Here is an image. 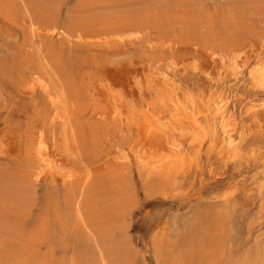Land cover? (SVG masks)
<instances>
[{"label":"rangeland","instance_id":"rangeland-1","mask_svg":"<svg viewBox=\"0 0 264 264\" xmlns=\"http://www.w3.org/2000/svg\"><path fill=\"white\" fill-rule=\"evenodd\" d=\"M9 1L0 0V264H264V187L256 191L264 175V113L257 119L261 130L252 129L243 142L242 163L226 161L216 151L208 153L206 143L197 167L181 172L173 184V179L137 175L131 163L115 159V148L138 143L160 149L166 139L145 136L140 128L114 123L108 115L96 113L98 107L90 89L95 86L102 90L100 83L107 81L111 87H119L123 102L139 103L135 77L151 78L156 65L172 63L175 71L182 73L184 65L195 63L199 69L196 78L189 72L183 76L200 84L195 87L204 92L208 85L204 73L213 71V76L220 69L219 53L245 51L239 53L240 59H249V65L264 56V0H156V4L155 0ZM127 31L136 32L133 39L123 37L121 43L114 40L113 35ZM212 52L218 53L214 59ZM40 74L49 78L55 89L61 86L68 95L78 96H69L71 101H79H72L76 109H72L75 120H71L79 130L76 141H70L69 156L59 153L64 148L62 125L60 120L50 121L45 93L37 89L28 95L25 91L26 82ZM244 85L237 86L238 93L245 87L243 103L233 97L229 107L241 119L238 125L253 128L244 115V103L254 97ZM103 90L100 92L105 94ZM259 93L255 98H264V92ZM77 105L84 110L80 112ZM31 126L48 146L42 155L47 153L46 157L62 164L74 163L79 172L76 181L64 184L48 173L34 181L37 159L26 155ZM72 146L74 152L70 151ZM252 146L258 150L250 159L247 155ZM247 171L252 174L250 179ZM226 186L234 187L235 193L232 199L221 201L216 195Z\"/></svg>","mask_w":264,"mask_h":264},{"label":"bare ground","instance_id":"bare-ground-1","mask_svg":"<svg viewBox=\"0 0 264 264\" xmlns=\"http://www.w3.org/2000/svg\"><path fill=\"white\" fill-rule=\"evenodd\" d=\"M9 1V0H8ZM13 1V0H12ZM168 1V0H167ZM6 2V1H5ZM10 2V1H9ZM59 2V1H56ZM186 2V1H185ZM189 3V2H188ZM6 4V3H5ZM4 4V5H5ZM9 4V3H8ZM52 4V3H51ZM63 4V3H62ZM156 4V0H155ZM186 4V3H185ZM3 5V6H4ZM68 5V4H67ZM170 5V4H168ZM188 5V4H187ZM192 5V4H191ZM9 8V5H7ZM74 6V4H73ZM13 7V6H11ZM76 7V6H75ZM189 8V7H188ZM60 11V10H59ZM58 11V12H59ZM4 12V11H2ZM188 12V11H187ZM191 12V11H189ZM188 12V13H189ZM252 12V11H251ZM209 14V13H208ZM4 15V14H3ZM195 15V14H194ZM5 16V15H4ZM173 16V15H172ZM7 18V15L5 16ZM5 18V19H6ZM160 18V17H159ZM166 18V17H165ZM160 20V19H159ZM174 20V19H173ZM22 21V19H21ZM20 21V22H21ZM165 21V20H164ZM167 21V20H166ZM183 21V20H182ZM230 21V20H229ZM169 23V21H167ZM174 22V21H172ZM176 23V22H175ZM188 23V22H187ZM186 23V24H187ZM26 24V23H25ZM179 24V23H178ZM184 24V25H186ZM35 25V24H33ZM39 25V24H38ZM227 25V24H226ZM225 25V26H226ZM200 26V24H199ZM173 27V25H172ZM171 27V28H172ZM176 27V26H175ZM189 27V26H187ZM216 27V26H215ZM43 28V27H42ZM164 28V27H163ZM226 28V27H225ZM230 28V27H229ZM173 29V28H172ZM38 30V29H37ZM262 30V29H261ZM169 31V30H168ZM167 31V33H168ZM190 31V30H189ZM235 31V30H234ZM102 32V31H101ZM36 33V32H35ZM61 33V32H60ZM120 33V32H119ZM116 34V33H115ZM136 32L134 31H127L126 33H120L114 36V40L117 43H121L123 37H129L132 38L135 36ZM138 34L139 31H138ZM229 34V33H228ZM33 35V34H32ZM48 35V34H47ZM111 35V34H110ZM141 35V34H140ZM168 35V34H167ZM173 35V34H172ZM53 36V34H52ZM103 36V35H101ZM79 38V34L76 37ZM75 38V39H76ZM110 38V37H109ZM99 40L98 38H96ZM133 39V38H132ZM140 39V38H139ZM29 40V38H27ZM124 40V39H123ZM127 40V39H126ZM138 40V39H137ZM81 41V40H79ZM100 41V40H99ZM128 41V40H127ZM30 42V41H29ZM78 42V40H77ZM124 42V41H123ZM31 43V42H30ZM37 44V43H36ZM168 44V43H166ZM151 46V44H149ZM208 45V44H207ZM262 45V44H261ZM197 46V45H196ZM38 47V46H37ZM166 47V45L164 46ZM263 47V46H262ZM151 48V47H150ZM29 49V48H28ZM162 49V48H161ZM259 49V48H258ZM155 50V49H154ZM261 50V49H260ZM37 51V50H36ZM34 52V51H33ZM245 52V51H242ZM239 52V53H242ZM257 52V51H255ZM237 52H228V53H215L212 52L211 56L214 59L213 56L217 55L218 63L220 69L218 71L216 70L215 74L213 76H210V73H204L205 78L208 81L207 89L202 92L200 91L196 85L191 82H188L189 80L187 77L185 78L184 73L189 72L191 75L196 74V72L199 70L195 63H191L189 65H184L183 72L177 73L175 69L177 67H173L172 63H166L165 65H156L154 68V71L152 72V77L150 78H144V77H135L134 78V85L137 89V93L139 95V103H135L132 100H127L126 102H123V95L119 87H111L107 81L106 83L101 84L99 87H102V90L105 92V94H102L100 91L101 89L92 86L90 89L93 91V95H95V100L97 104V111L102 116L108 115L110 118V121H113L114 123H124L130 128H140L145 136H163L166 139L165 147H162L160 149L154 148L156 145H154L153 148H145L141 147L140 145L137 146L135 144H129L127 147H118L115 148V159L119 162L129 164L131 163L135 168L137 172H140L144 175L145 178L149 177H155L163 180H169L174 179L183 171L190 172L193 167H197L200 153L202 151L203 146L207 143L206 150L208 153L212 151H216L218 154H222L226 161L234 162L238 160L240 161L241 157L243 156L242 151V145L244 140L252 129H255L256 131H260L262 124L257 119L259 116L264 113V98H255L259 92H264V56L258 57L256 62L253 65H249L247 61L240 59V54ZM39 54V53H38ZM261 54V53H259ZM41 55V54H40ZM245 55V54H244ZM255 55V54H254ZM253 55V56H254ZM42 56V55H41ZM243 56V55H242ZM257 54L255 55V57ZM262 56V55H261ZM210 57V56H209ZM254 57V58H255ZM211 58V57H210ZM247 58V56H246ZM173 59V58H172ZM251 59V58H250ZM170 60V59H169ZM175 61V60H174ZM159 62V61H158ZM167 62V61H164ZM170 62V61H169ZM194 62V61H193ZM64 63V62H63ZM162 63V62H161ZM174 63V62H173ZM188 64V63H187ZM183 65V64H182ZM176 66V65H175ZM59 68V67H58ZM45 69V68H44ZM51 70V69H50ZM182 70V69H180ZM209 71V70H208ZM52 72V70H51ZM46 73V72H45ZM26 75V74H25ZM188 75V73H187ZM32 76V75H31ZM195 76V75H194ZM192 76V77H194ZM26 77V76H25ZM77 77V76H76ZM189 77V76H188ZM246 77V78H244ZM58 78V77H57ZM62 78V77H61ZM78 78V77H77ZM196 78V76H195ZM194 78V79H195ZM60 77L58 78V81ZM63 79V78H62ZM65 80V79H63ZM232 80H238L237 82H233V84H223L225 82H229ZM57 82V80H55ZM72 81V80H71ZM100 81V80H99ZM102 81V80H101ZM111 81V80H110ZM109 81V82H110ZM20 82V81H19ZM104 82V81H103ZM239 82V83H238ZM23 83V82H22ZM60 83V82H58ZM64 83V82H61ZM79 83V82H78ZM230 83V82H229ZM246 85L248 86L246 90L249 94L252 95V99H248L246 103H244L245 106V116L246 118L253 123V128H251L248 125H243V123L239 124L238 116L234 114L231 107H229V103L231 101V98L236 97L240 100V104L243 103V97L241 95V92L244 91V88H242L239 93L237 86L238 85ZM66 84V82L64 83ZM71 84V83H70ZM21 85V84H20ZM57 85V84H56ZM63 86V84H61ZM73 85V84H72ZM112 85V84H111ZM200 85V84H199ZM198 85V86H199ZM22 86V85H21ZM68 86V85H67ZM89 86V85H88ZM65 87V86H63ZM62 87V88H63ZM80 87V86H79ZM239 87V86H238ZM24 88V87H23ZM67 88V87H66ZM66 88L64 90H66ZM69 88V87H68ZM39 89L41 92L45 93L46 95V102L48 105V113L50 117V121L54 122L55 120H60L61 122V134L64 138V148L59 153H67L69 152V144L70 141L74 142L76 141L78 134L77 132V126H75L72 123V116L71 113L73 107L74 101L76 99L70 100L69 97L72 93L69 92L70 95L65 93L63 89L58 87L57 89L54 88V86L50 85L49 78L48 80L43 74L40 75H33L25 84V91L28 93V95L34 93ZM73 89V86H72ZM79 90V88H77ZM70 90V88H69ZM75 90V87H74ZM77 90V91H78ZM146 90V95L142 97V91ZM24 91V90H23ZM82 91V90H80ZM73 92V91H72ZM245 92V91H244ZM26 93V94H27ZM30 93V94H29ZM142 93V94H141ZM76 94V90H75ZM79 94V93H78ZM82 94V93H81ZM80 94V95H81ZM25 95V94H23ZM77 95V94H76ZM260 95V93L258 94ZM74 96L72 98H77L78 96ZM261 97V96H260ZM45 98V97H44ZM42 99V98H41ZM126 99V98H125ZM247 100V99H246ZM233 101V100H232ZM77 102V101H76ZM79 102V101H78ZM77 102V104H78ZM44 103V102H43ZM35 104V102H34ZM46 104V103H45ZM41 105V104H40ZM231 106V105H230ZM37 107V106H36ZM44 107V106H43ZM78 110L81 112V109L84 110V108H80L77 105ZM241 107V106H240ZM38 108V107H37ZM42 108V107H41ZM96 108V107H95ZM242 108V107H241ZM43 109V108H42ZM40 109V110H42ZM76 109V108H75ZM46 110V109H45ZM44 110V111H45ZM75 110V111H78ZM82 110V111H83ZM241 110V109H240ZM239 110V111H240ZM35 112V111H34ZM36 113V112H35ZM41 113V112H40ZM74 113V112H73ZM81 114V113H80ZM79 114V115H80ZM98 114V115H99ZM241 114V111H240ZM77 115V114H76ZM243 115V116H244ZM46 116V115H45ZM44 116V118H45ZM81 116V115H80ZM101 116V117H102ZM242 116V115H241ZM35 117V116H34ZM78 117V115L76 116ZM95 117V116H94ZM97 117V115H96ZM95 117V118H96ZM108 118V120H109ZM48 119V117H47ZM46 119V122H47ZM78 119V118H76ZM75 120V118L73 119ZM79 120V119H78ZM104 121V120H103ZM243 121V120H242ZM45 122V121H42ZM42 122L40 124H42ZM51 122V123H52ZM79 122V121H78ZM76 122V123H78ZM248 122V121H247ZM49 123V121H48ZM81 123V122H80ZM84 123V122H82ZM120 123V124H121ZM44 124V123H43ZM87 124V122H86ZM100 124V123H99ZM104 124V123H102ZM106 124V121H105ZM113 124V123H112ZM246 124V123H245ZM52 125V124H51ZM81 125V124H80ZM119 125V124H118ZM44 126V125H41ZM54 126V125H53ZM60 126V125H59ZM88 126V125H87ZM98 127V126H95ZM101 127V126H100ZM104 127V126H103ZM102 127V129H103ZM108 127V126H106ZM105 127V128H106ZM120 127V126H119ZM118 127V128H119ZM34 126H31V131L28 136V146L26 149V155L27 157H33L35 155L37 161L36 166L34 168V181H37L40 176H43L44 174L48 173L53 177L54 179H58L64 184H71L74 181L77 180V177L79 175V172L77 167H73L74 163L70 165L62 164L56 161L55 159H52L49 157H46L47 153H43L45 156L42 155V152L46 151L48 146H46V141L41 137V133L39 135H36L34 130ZM41 128V127H39ZM43 128V127H42ZM117 128V129H118ZM122 128V126H121ZM46 129V128H45ZM56 129V128H55ZM83 131V128H81ZM80 129V131H81ZM101 129V133H102ZM42 130V129H40ZM48 130H50L48 126ZM79 130V129H78ZM113 130V129H112ZM124 130V128H122ZM128 130V129H127ZM263 130V128H262ZM47 131V130H46ZM59 131V130H58ZM126 131V130H125ZM139 131V132H140ZM254 131V130H253ZM254 131V133L256 132ZM39 132V130H38ZM41 132V131H40ZM45 132V131H44ZM105 132V131H104ZM109 132V130L107 131ZM114 132V131H113ZM123 132V131H122ZM127 132V131H126ZM263 132V131H261ZM100 133V134H101ZM118 133V132H117ZM44 134V133H43ZM52 134V133H51ZM60 134V135H61ZM253 134V133H252ZM80 135V134H79ZM78 135V136H79ZM113 135V134H112ZM111 135V136H112ZM115 135V134H114ZM142 135V133L140 134ZM256 135V134H255ZM58 136V135H57ZM101 136V135H100ZM117 136V135H116ZM115 136V137H116ZM124 136V135H121ZM127 136V135H126ZM52 137V135L50 136ZM49 137V139H50ZM72 138V140L69 139ZM125 137V136H124ZM137 137V136H136ZM259 137V136H258ZM48 138V137H47ZM53 138V137H52ZM51 138L50 141H53ZM61 138V137H60ZM108 138V137H107ZM114 138V137H113ZM118 138V137H117ZM115 138V139H117ZM152 138V137H151ZM119 139H121L119 137ZM126 139V138H125ZM143 139V138H141ZM139 139V140H141ZM136 140V138H135ZM134 140V141H135ZM158 140V139H157ZM254 140V139H253ZM49 141V140H48ZM56 141V140H55ZM117 141V140H116ZM154 141V138H153ZM161 141V140H160ZM120 142V141H117ZM57 143V141H56ZM126 143V142H125ZM129 143V142H128ZM140 143V141H139ZM253 143V142H251ZM49 144V143H48ZM60 144L61 140H60ZM142 144V142H141ZM158 144V143H157ZM250 144V143H249ZM262 144V143H261ZM74 145V143L72 144ZM56 146V144H55ZM55 146L53 148L55 149ZM111 146V145H110ZM117 146V145H116ZM149 146V145H148ZM58 147V146H57ZM159 147V146H158ZM51 148V149H52ZM249 148V147H247ZM71 149V148H70ZM73 149V146H72ZM75 148L73 150L74 152ZM257 148H254L253 146L248 152L247 157L252 159L257 153ZM261 150V149H260ZM48 151V150H47ZM248 151V150H247ZM3 152V148L0 145V153ZM58 152V149H57ZM72 152V153H73ZM76 152V151H75ZM262 152V151H260ZM58 154V153H57ZM112 154V153H111ZM110 154V155H111ZM60 155V154H59ZM57 155V156H59ZM106 155V154H105ZM210 155V154H209ZM48 156V155H47ZM69 156V155H68ZM72 154L70 155V157ZM207 156V155H206ZM66 158V157H65ZM209 158V157H208ZM219 158V157H218ZM258 158V156H257ZM215 159V158H214ZM205 160V159H204ZM216 160V159H215ZM249 160V159H248ZM260 160V159H259ZM257 160V161H259ZM206 160L205 162H207ZM263 161V160H261ZM241 162V161H240ZM239 162V163H240ZM248 162V161H247ZM252 162V161H251ZM33 163V162H32ZM33 163V164H34ZM227 163V162H226ZM242 163V162H241ZM260 163V162H259ZM76 164V163H75ZM235 164V163H234ZM251 164V163H249ZM261 164V163H260ZM131 165V166H132ZM208 165V163L206 164ZM213 165V164H211ZM215 165V164H214ZM237 165V164H236ZM240 165V164H239ZM242 165V164H241ZM240 165V168H241ZM255 165V164H254ZM258 165V163L256 164ZM255 165V166H256ZM33 166V165H32ZM253 166V165H252ZM202 167V166H200ZM207 167V166H205ZM213 167V166H212ZM221 167V165H220ZM243 167V166H242ZM248 167V165H247ZM264 167V166H263ZM262 167V168H263ZM31 168V169H33ZM134 168V169H135ZM239 168V167H238ZM255 168V167H254ZM131 169V168H130ZM230 169V168H229ZM248 169V168H247ZM214 170V168H213ZM249 170V169H248ZM262 170V169H261ZM211 171V170H210ZM243 171V170H242ZM246 171V169H245ZM83 172V171H82ZM132 172V171H131ZM134 172V173H135ZM215 172V171H214ZM218 172V171H217ZM256 173L258 171H255ZM81 173V172H80ZM219 173V172H218ZM248 173V171H247ZM246 173V174H247ZM254 173V172H253ZM89 174V173H88ZM130 174V173H129ZM228 174V173H226ZM240 174V173H239ZM251 173H248V176ZM131 175V174H130ZM134 175V174H133ZM211 175V174H210ZM237 175V174H236ZM245 175V174H244ZM252 175V174H251ZM260 176L259 174H257ZM81 176V175H80ZM83 176V175H82ZM199 176V175H198ZM224 176V175H223ZM256 176V175H255ZM254 176V177H255ZM132 177V176H131ZM144 178V179H145ZM184 178V177H183ZM199 178V177H198ZM227 178V177H226ZM237 178V177H236ZM251 178L250 176L248 177ZM258 178V177H257ZM41 179V178H40ZM86 178L84 177V180ZM88 179V177H87ZM243 181L245 182L246 180ZM254 178H252L253 180ZM223 180V179H222ZM227 180V179H226ZM225 180V181H226ZM229 180V179H228ZM242 180V179H241ZM256 180V178H255ZM260 180V179H259ZM46 181V180H45ZM44 181V182H45ZM86 181V180H85ZM84 181V182H85ZM189 181V180H188ZM217 181V179H216ZM233 181V180H232ZM240 181V180H239ZM249 181V180H248ZM261 181V182H260ZM260 186L259 191H262V188L264 187V175L262 176L260 180ZM40 182V181H39ZM42 182V181H41ZM43 182V183H44ZM176 182V181H175ZM182 182V181H181ZM223 182V181H222ZM242 182V181H241ZM258 181H256L257 183ZM33 183V182H32ZM51 183V182H50ZM54 183V182H53ZM58 184V182L56 181ZM202 183V182H201ZM224 183V182H223ZM246 183V182H245ZM38 184V183H37ZM36 184V185H37ZM45 184V183H44ZM47 184V183H46ZM85 184V183H84ZM181 183H179L180 185ZM188 184V182L186 183ZM236 184V183H235ZM259 184V183H258ZM178 185V186H179ZM244 185V184H242ZM38 186V185H37ZM48 186V185H47ZM56 186V185H55ZM173 186V185H172ZM185 186V185H184ZM217 186V185H216ZM245 186V185H244ZM50 187V186H49ZM83 187V186H82ZM194 187V186H192ZM227 187V186H226ZM229 187V186H228ZM226 188L222 193L217 194L216 198H218L221 201H226L227 199H232L230 196H232L234 192L233 188ZM31 188H33L31 186ZM45 188V187H44ZM178 188V187H177ZM182 188V187H181ZM189 188V187H188ZM199 188V187H198ZM206 188V186H205ZM209 188V187H208ZM215 188V187H214ZM213 188V189H214ZM242 188V187H241ZM52 189V188H51ZM51 189H47L46 191H51ZM183 189V188H182ZM190 189V188H189ZM200 189V188H199ZM34 190V189H33ZM56 190V189H54ZM181 190V189H180ZM237 190V189H236ZM245 190V189H244ZM252 190V189H251ZM145 191V190H144ZM177 191V190H175ZM174 191V192H175ZM182 191V190H181ZM193 192V191H192ZM202 192V191H201ZM246 192V191H245ZM258 192V193H259ZM60 193V192H58ZM187 193V192H186ZM248 193V192H247ZM256 193V192H255ZM54 192L50 195H53ZM188 194V193H187ZM186 194V195H187ZM198 194V193H197ZM200 194V192H199ZM172 195V194H171ZM201 195V194H200ZM213 195V194H212ZM252 195V193H251ZM167 196V195H166ZM198 196V195H197ZM211 196V195H209ZM215 196V195H214ZM51 197V196H50ZM173 197V196H172ZM175 197V196H174ZM185 197V195L183 196ZM230 197V198H229ZM166 198V197H165ZM194 198H197L196 196ZM192 198V199H194ZM258 198V197H257ZM58 199V198H56ZM199 199V198H198ZM211 199V198H210ZM242 199V198H241ZM59 200V199H58ZM57 200V201H58ZM185 200V199H184ZM213 200V199H212ZM50 201V200H49ZM56 201V203H57ZM232 201V200H231ZM234 201V200H233ZM258 201V200H257ZM228 203L230 201H227ZM237 202V201H236ZM59 203V202H58ZM209 203V201L207 202ZM214 203V202H213ZM212 203V204H213ZM233 203V202H232ZM196 204V203H195ZM210 204V205H212ZM52 205V204H50ZM209 205V204H208ZM225 205V204H224ZM227 205V204H226ZM237 205V204H236ZM47 206V205H46ZM198 206V204H197ZM229 206V205H228ZM227 206V207H228ZM231 206V205H230ZM233 206V205H232ZM231 206V207H232ZM58 207V206H56ZM60 207V206H59ZM76 207V206H75ZM218 207V206H217ZM234 207V206H233ZM238 207V206H237ZM264 207V205L262 206ZM50 208V206H49ZM198 208V207H197ZM53 209V208H52ZM59 209L60 208H56ZM189 209V208H188ZM220 209V208H219ZM47 210V208H46ZM51 210V209H50ZM63 210V209H62ZM184 210V209H183ZM228 210V209H227ZM237 210V209H236ZM235 210V211H236ZM250 210V209H249ZM45 211V209H44ZM43 211V213H44ZM55 211V210H54ZM57 211V210H56ZM79 211V210H78ZM185 211V210H184ZM187 211V210H186ZM198 211V210H197ZM234 211V209H233ZM241 211V210H240ZM239 211V212H240ZM58 212V211H57ZM56 212V213H57ZM63 212V211H62ZM180 212V211H178ZM229 212V210H228ZM259 212V211H257ZM61 213V212H59ZM193 212H191L192 214ZM197 213V212H196ZM203 213V212H202ZM230 213V212H229ZM45 214V213H44ZM66 214V213H65ZM195 214V213H194ZM258 214V213H257ZM262 214V213H261ZM260 214V215H261ZM62 215V214H61ZM81 215V214H79ZM174 215V214H173ZM179 215V214H178ZM59 216V215H58ZM63 216V215H62ZM194 216V215H193ZM230 217V216H227ZM257 217V216H256ZM54 218V217H53ZM59 218V217H58ZM83 221L85 220L84 217ZM82 218L80 220V223L82 221ZM86 218V217H85ZM194 218V217H193ZM225 218V217H224ZM260 218V217H259ZM64 219V218H63ZM175 219V218H174ZM195 219V218H194ZM193 219V221H194ZM55 220V219H52ZM66 220V219H65ZM191 220V219H190ZM199 220V219H198ZM196 220V221H198ZM82 221V222H83ZM168 221V220H167ZM54 222V221H53ZM66 222V221H65ZM202 222V221H201ZM262 222V221H261ZM56 223V221L54 222ZM62 223V222H61ZM78 223V222H77ZM227 223V222H226ZM225 223V224H226ZM49 224V223H48ZM68 224V223H67ZM70 224V223H69ZM264 224V223H263ZM61 225V224H60ZM63 225V224H62ZM78 225V224H75ZM196 224H194L195 227ZM49 226V225H48ZM70 226V225H68ZM67 226V227H68ZM261 226V225H260ZM264 226V225H263ZM72 227V226H71ZM197 227V226H196ZM258 228V227H257ZM261 228V227H260ZM59 229V228H58ZM197 229V228H195ZM193 230V227L190 229ZM194 231V230H193ZM197 231V230H196ZM260 231V230H259ZM43 233V232H42ZM46 233V232H45ZM157 233V232H156ZM160 233V231H159ZM163 233V232H161ZM199 233V232H198ZM48 234V233H47ZM61 234V233H60ZM180 234V233H179ZM187 234V233H186ZM229 234V233H228ZM227 234V235H228ZM58 235V234H57ZM56 235V236H57ZM173 235V234H172ZM225 235V236H227ZM256 235V233H255ZM43 236V235H42ZM41 236V237H42ZM46 236V234H45ZM52 236V235H51ZM155 236V234H154ZM224 236V237H225ZM40 237V238H41ZM156 237V236H155ZM164 237V236H163ZM174 237V236H173ZM196 237V236H195ZM199 237V235H198ZM223 239H226L224 238ZM229 238H231L229 236ZM262 238V237H261ZM177 238H175L176 240ZM184 239V237H183ZM186 239V238H185ZM199 239V238H198ZM40 240H44V238H41ZM157 240V239H156ZM228 240V239H227ZM254 240V239H253ZM263 241V239H261ZM174 241V240H173ZM177 241V240H176ZM39 242V241H37ZM43 242V241H41ZM54 242V241H53ZM52 242V243H53ZM44 243V242H43ZM176 243V242H175ZM191 243V241L189 242ZM197 243V241H196ZM40 244V243H39ZM227 244V243H226ZM224 249L223 245H221ZM52 247V246H50ZM194 247V246H193ZM47 248H49L47 246ZM259 248V247H258ZM261 248V246H260ZM51 249V248H50ZM49 249V250H50ZM220 249V250H221ZM250 249V247H249ZM248 249V251H249ZM217 250V249H216ZM223 251V250H222ZM225 251V250H224ZM231 251V250H230ZM253 251V250H252ZM217 255L220 253L217 251ZM245 252H243L244 254ZM258 253V252H257ZM260 253V252H259ZM49 254V253H47ZM246 254V253H245ZM250 254V252H249ZM50 255V254H49ZM259 255V254H258ZM257 255V256H258ZM46 256V255H45ZM221 256V254H220ZM224 256V255H222ZM256 256V257H257ZM55 257V256H54ZM53 257V258H54ZM219 257V256H218ZM52 258V256H51ZM50 258V259H51ZM259 258V257H258ZM55 259V258H54ZM228 259V258H227ZM251 259V258H250ZM260 259V258H259ZM48 260V259H47ZM53 260V259H51ZM58 260V259H57ZM114 260V259H113ZM220 260V259H219ZM102 261V259H101ZM217 261V260H215ZM60 263V261H58ZM62 262V261H61ZM258 262V261H257ZM54 263V260H53ZM57 263V262H56ZM126 263V262H125ZM217 263V262H216ZM58 264V263H57ZM116 264V263H115ZM206 264V263H205ZM211 264V263H209Z\"/></svg>","mask_w":264,"mask_h":264}]
</instances>
